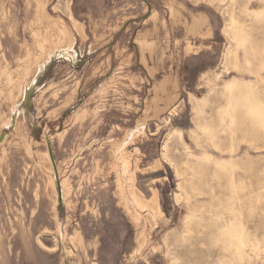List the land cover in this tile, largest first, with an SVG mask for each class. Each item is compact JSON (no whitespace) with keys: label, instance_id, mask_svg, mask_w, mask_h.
<instances>
[{"label":"rangeland","instance_id":"rangeland-1","mask_svg":"<svg viewBox=\"0 0 264 264\" xmlns=\"http://www.w3.org/2000/svg\"><path fill=\"white\" fill-rule=\"evenodd\" d=\"M0 132V264H264V0H0Z\"/></svg>","mask_w":264,"mask_h":264},{"label":"bare ground","instance_id":"bare-ground-1","mask_svg":"<svg viewBox=\"0 0 264 264\" xmlns=\"http://www.w3.org/2000/svg\"><path fill=\"white\" fill-rule=\"evenodd\" d=\"M225 1V0H224ZM228 7V6H227ZM232 21H234V20H232ZM232 26V25H231ZM67 28V27H66ZM68 31V30H67ZM67 34V41H69V42H71V36H73V34H71L69 31L66 33ZM234 35V34H233ZM239 35V34H238ZM74 37V36H73ZM234 39H236V38H234ZM75 46V45H74ZM238 46V45H237ZM235 47V46H234ZM230 49V48H229ZM234 49V48H233ZM232 50V49H231ZM58 52L56 53L55 52V54L54 53H52V55L50 56V58H52V57H54V56H58V55H60L62 52H67V54L73 59V61L74 62H76L77 61V59L79 58V53H78V51H77V49L76 48H74L73 46H71L69 49L68 48H66V51H65V49H62V47H59L58 48V50H57ZM227 51V50H226ZM3 52V51H2ZM229 52V51H228ZM236 53V52H235ZM228 55H229V53H228ZM46 63V62H45ZM229 64V63H228ZM237 64V63H236ZM235 64V65H236ZM43 65H45V64H43ZM47 65H48V63H47ZM226 65V64H225ZM224 65V66H225ZM42 69H44L43 68V66H42V64H41V66H39L38 67V69L37 70H42ZM35 70V69H34ZM229 70V69H228ZM6 73V72H5ZM36 70H35V72L34 71H30V68L29 67H27V69L25 70V72H24V74L22 75V74H20V73H18L17 72V77L15 78V87L19 90V96H20V99L18 100V103L14 106V108L12 109V120H14L13 118V116L15 115V112H16V110L17 109H19L20 108V106L23 104V102H25V101H27L29 98H30V94H27L26 93V95L24 96V90H25V86H31V85H33L34 83H35V80H36ZM20 75H22V76H20ZM5 76V75H4ZM7 78H9V77H7ZM10 79V78H9ZM38 83V82H37ZM11 84V83H10ZM10 84H9V86H10ZM7 85V84H6ZM164 87V86H163ZM235 96V95H234ZM11 97V96H10ZM32 98V97H31ZM12 99V98H11ZM33 99V98H32ZM16 101V100H15ZM14 102V101H13ZM14 105V104H13ZM29 106V105H28ZM22 116V115H21ZM21 116H20V118H21ZM28 116V115H27ZM18 119V118H17ZM17 119H15L14 121H16L17 122ZM48 134V133H47ZM46 134V135H47ZM49 135V134H48ZM53 136V135H52ZM131 136V135H130ZM51 137V136H50ZM46 138V137H45ZM47 139V138H46ZM1 140H2V132H0V142H1ZM50 141V140H49ZM49 141H47V145L46 146H48V148L50 147V143H49ZM49 143V144H48ZM48 150H51V148L50 149H48ZM81 150V149H80ZM49 155H51V151H49ZM46 158V157H45ZM187 160V159H186ZM48 163V162H47ZM61 163V162H60ZM61 166V165H60ZM59 166V167H60ZM55 167V171L53 172V177L55 178V180H58V177L60 176V172H59V169H58V166H54ZM61 170V169H60ZM127 177V176H126ZM128 181V180H127ZM61 182V181H60ZM184 182V181H183ZM56 183H57V181H56ZM185 184V183H184ZM183 185V184H182ZM46 186L47 187H49V185H47L46 184ZM133 186V185H132ZM128 187V186H127ZM44 188V187H43ZM51 188V187H50ZM58 193H59V196H62V199H63V193H64V187H63V185H61V188H60V191L58 190ZM131 194V193H130ZM39 196V193L37 194V197ZM123 198V197H122ZM124 199V198H123ZM123 199H122V201H123ZM179 199V198H178ZM126 200V199H125ZM60 201H61V198H60ZM125 203V202H124ZM127 203V202H126ZM96 213H98L97 211H96ZM22 237H23V240L25 241V243H26V245L27 246H29V242H30V234H29V232L27 231V230H24V231H22ZM38 241H39V243L40 244H42V242L40 241V239L38 238ZM3 251V250H2ZM1 256H3L2 257V259H1V262H3V263H5V256L4 255H0V257ZM227 259V258H226ZM62 260H63V258H62ZM64 261V260H63ZM226 261V260H225ZM228 262V261H227ZM226 262V263H227Z\"/></svg>","mask_w":264,"mask_h":264}]
</instances>
